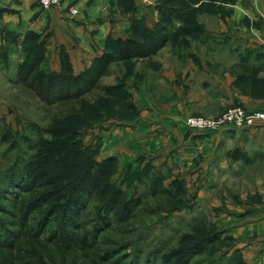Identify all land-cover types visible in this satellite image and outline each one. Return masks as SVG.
I'll return each instance as SVG.
<instances>
[{"label":"rangeland","instance_id":"1","mask_svg":"<svg viewBox=\"0 0 264 264\" xmlns=\"http://www.w3.org/2000/svg\"><path fill=\"white\" fill-rule=\"evenodd\" d=\"M157 3L167 9L172 38L155 54L112 63L94 88L69 99L46 100L16 75L26 56L41 52L43 71L60 69V52L72 66L67 49L50 56V32L0 27V264H264L263 246L255 254L262 260H252L253 237L237 232L264 216V149L249 153L252 162L221 159L206 167L152 162L144 149L129 162L104 155L107 132L131 129L140 117L137 84L144 75L168 64L179 68L188 57L197 61L205 49L212 60L214 49H255V75L262 66L261 44H233L229 29L209 34L217 28V4ZM246 52L238 56L247 60L252 50ZM221 55L230 57L227 50ZM168 82L157 86L169 90ZM144 94L156 102V93ZM108 157L114 160L105 169L113 172L97 187L107 192L99 193L93 164ZM39 171L54 184L36 179ZM131 199L138 203L128 214L123 206Z\"/></svg>","mask_w":264,"mask_h":264},{"label":"crops","instance_id":"2","mask_svg":"<svg viewBox=\"0 0 264 264\" xmlns=\"http://www.w3.org/2000/svg\"><path fill=\"white\" fill-rule=\"evenodd\" d=\"M35 1L0 0V27L50 32L44 41L48 55L53 56L52 49H67L76 72L105 49L108 37H125L133 17L141 19L147 26L160 21L157 0H133L135 9L132 12L123 10L121 0H60L58 7L49 9H42ZM220 5L228 11L216 12L217 28L209 30L210 35L219 36L220 32L229 29L232 41L235 40L233 44H247L246 47L261 44L264 48V0H235ZM72 9L76 12L72 13ZM244 17L251 23L260 21V25L249 27L243 22ZM205 50H208L204 52L205 57L197 61L188 57L186 64L179 68L176 64H168L161 69L162 73L142 77L137 84L140 117L131 129L120 127L107 132L102 146L103 151L106 150L105 156L118 153L122 160L129 162L131 154L144 149L145 155H150L156 163L167 161L206 167L216 165L221 159L229 160L231 164L252 162L249 153L264 149V125L250 130L229 124L210 130H190L184 125L187 116L217 117L233 104L250 110H264V66L255 75L254 66L250 65L256 55L255 49H214L213 60L208 57L212 49ZM223 50H227L230 57L222 59ZM243 50H247L246 54L253 51L247 60L238 56ZM262 62L264 64V56ZM161 79L170 82L169 90L157 86ZM146 88L148 94L156 93L155 103L148 95H141V90ZM129 147H132L131 151ZM233 149L245 153L247 160L232 158L230 152ZM261 210L264 214V209ZM252 220L237 232L253 237L252 243L248 244L253 247L250 256L252 260L260 261L262 259L255 254L261 245L264 248V242L258 240L264 239L261 235L264 233V216Z\"/></svg>","mask_w":264,"mask_h":264},{"label":"trees","instance_id":"3","mask_svg":"<svg viewBox=\"0 0 264 264\" xmlns=\"http://www.w3.org/2000/svg\"><path fill=\"white\" fill-rule=\"evenodd\" d=\"M234 1L235 0H197L192 2L191 0H182V2L188 4V6L198 4L197 7L203 6L206 3H217L219 5L216 7H219V9H216L215 12L221 10V3L231 4ZM120 5L125 12H132L135 9L133 0H121ZM163 8V5L159 3L157 9L160 11L159 14L161 13L160 21L153 26H147L141 19L133 17L131 19L127 35L125 37L119 36L117 38L108 37L105 49H103L101 53L95 55L91 59L90 64L79 72L73 71L71 64L69 62L66 63V57L61 52L60 69L43 71L39 67L43 56V53L41 52L39 54L26 56L25 59H23V61L16 66L17 78L21 83L33 88L37 94L46 100L69 99L79 96L82 93L94 88L99 79L108 73L109 67L112 63L118 61H128L134 58H144L155 54L158 49L163 47L172 38L173 34L170 23H168L167 19L162 14V11L166 8ZM263 66L264 64L262 62L260 70ZM230 156L236 159L243 158L244 160H247L246 154L240 152L239 149H233L230 152ZM113 160V157H108L101 163L95 162L93 164V167L97 168L94 173V189L98 190L99 193L100 191L103 193L107 192L103 189L99 190L97 187L100 186V184L113 172L110 167L105 169V166L107 164L111 165ZM36 179L44 180L50 185L54 184L53 179L49 178L46 171H39L36 174ZM105 187L108 188L107 184ZM41 196L38 197L39 200ZM113 200L115 203V200H117L116 194L113 197ZM71 202L75 204L73 206L71 205V208L74 206L77 207L79 198L75 197L71 200ZM137 203L138 202L136 200L134 201L132 199L125 201L123 209L127 210V213L130 214ZM73 212L75 213L77 211H74L73 209Z\"/></svg>","mask_w":264,"mask_h":264},{"label":"built area","instance_id":"4","mask_svg":"<svg viewBox=\"0 0 264 264\" xmlns=\"http://www.w3.org/2000/svg\"><path fill=\"white\" fill-rule=\"evenodd\" d=\"M37 4L43 9L58 7L60 0H36ZM72 13L76 10L72 9ZM232 125L236 128L250 130L264 125V110H250L242 105H229L217 117L190 115L184 119V125L190 130H210L223 125Z\"/></svg>","mask_w":264,"mask_h":264}]
</instances>
